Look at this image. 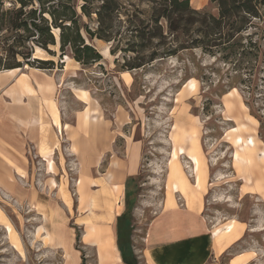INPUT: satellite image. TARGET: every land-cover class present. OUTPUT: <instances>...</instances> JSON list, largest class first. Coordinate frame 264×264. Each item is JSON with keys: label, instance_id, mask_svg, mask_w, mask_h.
Returning <instances> with one entry per match:
<instances>
[{"label": "rangeland", "instance_id": "rangeland-1", "mask_svg": "<svg viewBox=\"0 0 264 264\" xmlns=\"http://www.w3.org/2000/svg\"><path fill=\"white\" fill-rule=\"evenodd\" d=\"M189 4L196 11L218 14L209 0H189ZM15 6H19L16 0H0V11ZM7 19L0 18L3 28ZM115 27L128 38L124 20ZM53 33L55 46H48L49 51L33 46L25 58L21 53L26 50L15 42L20 41V33L0 30V264H75L73 250L79 254V264H96L94 249L81 242L83 226L88 238L95 235L102 241L99 227L89 223L101 225L108 211L115 218L123 209L120 246L128 264H143L145 227L162 207L166 193L169 196L167 168H179L190 183L199 174V191L204 192L203 206L200 201L199 205L211 231L216 234L230 224L247 228L230 254L255 249L254 264H261L264 127L260 134V123L245 104L249 95L234 78L237 58L224 60L215 47L203 50L194 43L174 56H157L127 71L121 68L124 60L136 54L122 52V46L111 54V43L93 39L91 45L102 60L90 66L79 63L77 71L66 73L64 64L65 69L75 67V60L69 51L60 52L59 30ZM189 35V40L199 38L194 32ZM14 55L21 66L7 69L16 66ZM33 56L53 65H30L26 61ZM256 75L251 108L259 110L257 116L264 123V64ZM49 80L55 85L51 98L61 122L69 126L67 131H55L53 171L39 156L55 140L48 120L50 104L38 94L43 89L40 82ZM78 90L87 92L86 100L80 98L86 93ZM96 110L98 123L90 116ZM236 138L240 141L235 146ZM242 140L254 148L258 159L249 167L236 168L233 154ZM184 149L189 158L179 157ZM129 165L135 173L126 178ZM247 178L254 194H244L241 186ZM117 185L122 186V197L114 191ZM68 196L71 209L66 205Z\"/></svg>", "mask_w": 264, "mask_h": 264}, {"label": "trees", "instance_id": "trees-1", "mask_svg": "<svg viewBox=\"0 0 264 264\" xmlns=\"http://www.w3.org/2000/svg\"><path fill=\"white\" fill-rule=\"evenodd\" d=\"M19 6L0 11V18L8 16V26L0 30L17 31L20 41L15 42L26 50L21 53L28 58L33 46L48 50L55 46L53 30H59V50L69 51L72 58L83 66H90L102 60V56L91 45L93 39L111 43V54L122 46V52L136 54L135 58L124 60L123 70L139 69L151 63L157 56L167 58L177 52L192 48L194 43L203 50L215 47L226 60L237 58L233 71L238 72L235 80L249 95L245 104L260 123V134L264 123L257 111L251 108L257 71L264 64V0H209L218 10L217 16L190 7L189 0H16ZM145 2L146 6H139ZM123 17L124 19H120ZM124 20L128 38L120 35L115 23ZM95 25V28H91ZM197 27L191 31V28ZM190 32L199 38L189 40ZM124 41V42H123ZM191 42V43H190ZM116 44V45H114ZM11 45L9 48H11ZM163 48V50H161ZM149 54L143 55L144 52ZM16 55L13 60L16 62ZM247 65L243 66L242 63ZM117 64V61H115ZM30 65H53L51 60H34ZM8 67L13 69L20 67ZM49 68V67H48ZM244 72L240 73V71ZM244 76V77H243ZM262 137V135H261ZM123 213L117 219H123ZM79 242V232L76 233ZM118 246L125 264L126 253Z\"/></svg>", "mask_w": 264, "mask_h": 264}, {"label": "crops", "instance_id": "crops-1", "mask_svg": "<svg viewBox=\"0 0 264 264\" xmlns=\"http://www.w3.org/2000/svg\"><path fill=\"white\" fill-rule=\"evenodd\" d=\"M72 65H75L76 68L74 66H69L65 69L64 64L63 71L66 73H74L75 71H77L79 63L73 61ZM32 74L33 73H30L28 75L31 79H34V75ZM40 83L43 84V89L39 91L38 94L40 95L43 102L50 104V113L48 114V120L50 129L55 137V140L53 141V143H51V145L47 144L45 146V150L39 152V156L46 162L47 168V160L49 159L52 161L51 156L58 146L56 132H63L64 129L67 131L69 126H67V124H62L60 115L55 106V102L51 98L54 94V83L50 80ZM78 91L86 93L85 95L80 94V98L86 100L87 92L84 90ZM94 112L96 113L90 115L91 119L93 120L92 122H94L95 120L94 123H98L99 111L96 110ZM39 122H41L40 118H38V123ZM172 150L170 152L169 161L172 158ZM181 156H183L184 158H189V155L187 154L185 149L180 152L179 157L181 158ZM53 167L54 165L52 164L51 170L48 171H53ZM127 172L128 174L126 178L134 176L135 171L134 169H132V165H129V169ZM167 179L169 180L168 168ZM187 186L191 189L194 198L199 200L201 202V205L203 206L202 195L204 194V192L199 191V189H195L194 187H192V185H190V183H187ZM179 187V185L177 187H174L171 183L169 196L167 197L168 194L166 193V197L162 207L149 220V223L145 227L144 237L141 240L140 249L143 264H254L257 259L255 249L243 250L234 255L230 254L233 248L242 241L248 229L240 228L233 224L232 228L228 232H224L222 231V229H220L215 235H212L213 231H211V226L209 225L210 222L204 215L203 210H201L203 207L200 209L186 207L182 198L183 193ZM241 187L244 189L245 195L250 193L254 194V191H252L249 187L247 179L245 180L244 185H242ZM116 190L119 192V196L122 197V186L119 185L118 188L114 189V191ZM176 195L180 197L182 206H178ZM67 200L68 202L65 203L68 208L71 209V199L69 196ZM118 207H121V203ZM123 213H125V209L120 210L116 217H113V221L110 223L112 242L109 244L103 243V241L96 240L95 235H92L90 238H88L86 226L84 227L82 225L83 231L81 242L85 247L94 249L96 264H117L115 260L116 257L119 258L121 264H125L118 246L117 227V219ZM109 216H113V214L108 211L106 219L109 218ZM121 221L122 219H119V227ZM108 223L109 221L106 220V222L101 225L92 223L89 224L95 226V228L99 227L98 229L102 233ZM39 242L43 245L42 240H40ZM261 248L263 251L261 264H264V244ZM72 254L74 263L79 264L80 258L78 252L73 250Z\"/></svg>", "mask_w": 264, "mask_h": 264}, {"label": "bare ground", "instance_id": "bare-ground-1", "mask_svg": "<svg viewBox=\"0 0 264 264\" xmlns=\"http://www.w3.org/2000/svg\"><path fill=\"white\" fill-rule=\"evenodd\" d=\"M33 58H35V56H33ZM66 61L69 62V59L67 57H66ZM10 71H14V70H10ZM10 71H4V72H10ZM38 87H39V85H38ZM225 107L228 109L229 108V105L227 103H225ZM239 141H240V138H236L235 140H233L232 144L236 146V144ZM241 143H243L241 146L235 147L236 149H235L234 154H233L234 166L236 168H238V166H240V165L245 166V167H249L254 162V158L255 157L256 158L258 157L254 153V148L250 147L247 144V140H244V141L242 140ZM52 164H53L52 161L48 159L47 160V169L48 170H51ZM195 164L197 165V163H195ZM247 181H248V178H247ZM171 183L173 184L174 187H177L178 185L180 186L179 188H180V190L183 193V197L182 198H183V201H184V204L186 205V207L193 208V209L194 208L195 209L201 208L200 205H199V200H197V199L194 198L193 193L191 192V189L187 186V183H190L189 178H187V177L185 178L179 168H170V170H169V180L167 182V186L169 188H170ZM190 185H192V187H194L195 189H199L200 188L201 183H200V176H199V174L196 173L194 175V177H193V183H190ZM116 188H118V185L114 187V189H116ZM115 192H116V194L119 193L117 190ZM118 204H119V202H118ZM106 220H108L109 223L105 227V229L101 233V235H102V241H103V243L109 244V243L112 242L111 241L112 235H111V231H110V223L113 221V216H109V218H107ZM104 225H106V224H104ZM232 226L233 225L230 224V225L226 226L223 230L225 232H228L232 228ZM213 234L215 235V232H213ZM48 237L49 236L47 234L44 237V239H47ZM115 260H116L117 264H121L118 257H116Z\"/></svg>", "mask_w": 264, "mask_h": 264}, {"label": "water", "instance_id": "water-1", "mask_svg": "<svg viewBox=\"0 0 264 264\" xmlns=\"http://www.w3.org/2000/svg\"><path fill=\"white\" fill-rule=\"evenodd\" d=\"M34 60H39V59H37V58H33V57H32L31 59L27 60L26 62H27V63H30V62H33ZM26 66H27V65H26Z\"/></svg>", "mask_w": 264, "mask_h": 264}]
</instances>
